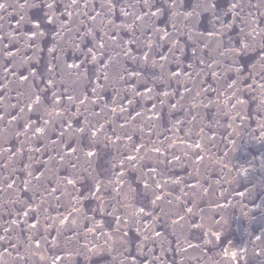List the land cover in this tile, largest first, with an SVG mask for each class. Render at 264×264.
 Masks as SVG:
<instances>
[{
	"label": "water",
	"instance_id": "1",
	"mask_svg": "<svg viewBox=\"0 0 264 264\" xmlns=\"http://www.w3.org/2000/svg\"><path fill=\"white\" fill-rule=\"evenodd\" d=\"M0 264H264V0H0Z\"/></svg>",
	"mask_w": 264,
	"mask_h": 264
},
{
	"label": "snow or ice",
	"instance_id": "2",
	"mask_svg": "<svg viewBox=\"0 0 264 264\" xmlns=\"http://www.w3.org/2000/svg\"><path fill=\"white\" fill-rule=\"evenodd\" d=\"M49 8H51L52 7V5L51 4H48L47 5ZM235 6V5H234ZM36 103H40V99H39V97H37V99H36Z\"/></svg>",
	"mask_w": 264,
	"mask_h": 264
}]
</instances>
